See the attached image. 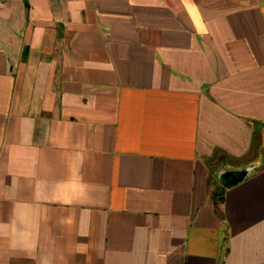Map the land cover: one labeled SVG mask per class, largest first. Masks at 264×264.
I'll return each instance as SVG.
<instances>
[{
    "label": "crops",
    "instance_id": "obj_1",
    "mask_svg": "<svg viewBox=\"0 0 264 264\" xmlns=\"http://www.w3.org/2000/svg\"><path fill=\"white\" fill-rule=\"evenodd\" d=\"M0 264H264V0L0 6Z\"/></svg>",
    "mask_w": 264,
    "mask_h": 264
},
{
    "label": "water",
    "instance_id": "obj_2",
    "mask_svg": "<svg viewBox=\"0 0 264 264\" xmlns=\"http://www.w3.org/2000/svg\"><path fill=\"white\" fill-rule=\"evenodd\" d=\"M229 174H235V179L234 182H226L227 186H231L233 183L238 182V181H242L243 179H245L248 174L249 171L248 170H238V171H234V172H228Z\"/></svg>",
    "mask_w": 264,
    "mask_h": 264
},
{
    "label": "built area",
    "instance_id": "obj_3",
    "mask_svg": "<svg viewBox=\"0 0 264 264\" xmlns=\"http://www.w3.org/2000/svg\"><path fill=\"white\" fill-rule=\"evenodd\" d=\"M7 3V0H0V6L4 5Z\"/></svg>",
    "mask_w": 264,
    "mask_h": 264
}]
</instances>
